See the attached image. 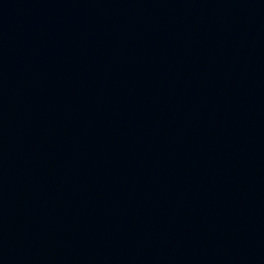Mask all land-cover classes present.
I'll return each mask as SVG.
<instances>
[{"label":"water","instance_id":"water-1","mask_svg":"<svg viewBox=\"0 0 264 264\" xmlns=\"http://www.w3.org/2000/svg\"><path fill=\"white\" fill-rule=\"evenodd\" d=\"M0 264H264V0H0Z\"/></svg>","mask_w":264,"mask_h":264}]
</instances>
